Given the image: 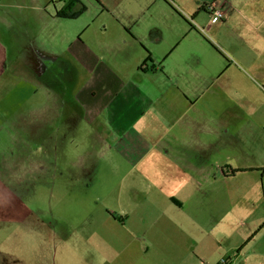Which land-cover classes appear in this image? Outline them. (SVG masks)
<instances>
[{"label":"crops","instance_id":"0c3cea01","mask_svg":"<svg viewBox=\"0 0 264 264\" xmlns=\"http://www.w3.org/2000/svg\"><path fill=\"white\" fill-rule=\"evenodd\" d=\"M94 2L105 16L83 39L85 67L123 78L87 83L94 99L77 102L101 158L114 164L116 188L129 190L118 193L129 205L121 224L154 264H264V87L252 92L250 79L264 82V0ZM65 3V14L89 12L84 0ZM8 8L0 7V83L16 76L29 84V76L55 94L60 61L66 78L76 74L73 39L71 54L62 51L57 29L39 60L20 51L13 57L27 47L21 30L30 22L22 17L26 5ZM58 14L55 26L69 20ZM74 104H67L73 114ZM22 111L20 126L28 123ZM38 114L41 138L53 116Z\"/></svg>","mask_w":264,"mask_h":264},{"label":"rangeland","instance_id":"374dc122","mask_svg":"<svg viewBox=\"0 0 264 264\" xmlns=\"http://www.w3.org/2000/svg\"><path fill=\"white\" fill-rule=\"evenodd\" d=\"M65 1L71 0H0L1 8L9 6L12 11L17 4L26 5L22 17L30 22L28 30H21L29 35L27 47L18 50L14 45L13 57L20 51L36 61L42 49L50 48L46 39L58 30V47L71 54L67 45L73 39L77 50L70 56L74 77H65V61H60L55 94L30 84L29 76V84L16 76L0 83V264H154L121 224L122 210L129 205L121 203L118 193L128 197L129 190L116 188L114 164L101 158L97 135L85 124L77 102L79 97L94 99L87 83L115 85L123 78L85 67L83 39L99 29L105 15L96 1L84 0L89 12L55 26L51 18L57 11L65 14ZM33 34L36 40L30 37ZM39 71L48 77L42 68ZM250 79L252 92L258 94L254 84L262 88L263 80L255 75ZM8 80L9 86L1 90ZM97 96L103 99L105 94ZM69 102L75 103V114L67 107ZM21 111L28 118L22 126ZM40 112L53 116L41 138L42 131L33 122ZM116 155L115 163L122 166Z\"/></svg>","mask_w":264,"mask_h":264},{"label":"trees","instance_id":"16d2710c","mask_svg":"<svg viewBox=\"0 0 264 264\" xmlns=\"http://www.w3.org/2000/svg\"><path fill=\"white\" fill-rule=\"evenodd\" d=\"M77 0H71V3H76ZM54 3V2H53ZM85 7H83V11H84ZM79 15V13H66V14H58V17H61V18H66V19H75L77 18V16Z\"/></svg>","mask_w":264,"mask_h":264},{"label":"built area","instance_id":"2783aa9c","mask_svg":"<svg viewBox=\"0 0 264 264\" xmlns=\"http://www.w3.org/2000/svg\"><path fill=\"white\" fill-rule=\"evenodd\" d=\"M214 15H216L219 18H223L224 13H223L222 10L217 9V10L214 11ZM219 264H228V260L222 259Z\"/></svg>","mask_w":264,"mask_h":264},{"label":"flooded vegetation","instance_id":"af4514ba","mask_svg":"<svg viewBox=\"0 0 264 264\" xmlns=\"http://www.w3.org/2000/svg\"><path fill=\"white\" fill-rule=\"evenodd\" d=\"M79 0H77V2H78Z\"/></svg>","mask_w":264,"mask_h":264}]
</instances>
